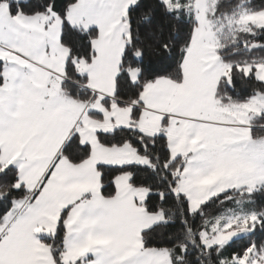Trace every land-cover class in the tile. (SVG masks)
<instances>
[{"label": "snow or ice", "instance_id": "obj_1", "mask_svg": "<svg viewBox=\"0 0 264 264\" xmlns=\"http://www.w3.org/2000/svg\"><path fill=\"white\" fill-rule=\"evenodd\" d=\"M0 264H264V0H0Z\"/></svg>", "mask_w": 264, "mask_h": 264}, {"label": "crops", "instance_id": "obj_2", "mask_svg": "<svg viewBox=\"0 0 264 264\" xmlns=\"http://www.w3.org/2000/svg\"><path fill=\"white\" fill-rule=\"evenodd\" d=\"M192 98H193V101H194L197 105H199V104L202 103L201 98H200V96H199V94H198V91H195V92L193 93Z\"/></svg>", "mask_w": 264, "mask_h": 264}]
</instances>
